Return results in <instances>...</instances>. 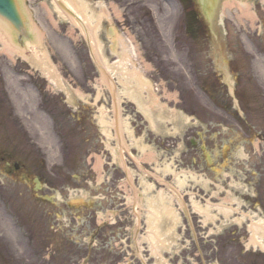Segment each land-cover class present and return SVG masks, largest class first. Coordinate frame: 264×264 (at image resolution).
Returning <instances> with one entry per match:
<instances>
[{"label": "rangeland", "instance_id": "1", "mask_svg": "<svg viewBox=\"0 0 264 264\" xmlns=\"http://www.w3.org/2000/svg\"><path fill=\"white\" fill-rule=\"evenodd\" d=\"M51 1L22 0L42 34L33 49H20L28 61H11L0 46V264H81L72 252L96 250L94 264H107L106 245L90 225L98 213L118 220L120 203L128 205L131 231L137 208L138 246L150 264H264V229L252 230L264 223L261 0H248L253 27L239 24L234 10L221 16L222 4L209 23L206 5L188 0L198 17L191 37L177 0H83L93 13L85 22L93 48L115 78L120 125L131 133L119 127L134 158L125 163L111 155L118 148L111 89L81 29L53 12ZM123 68L151 83L142 102L152 121L133 100L126 78L134 80ZM10 158L25 162L31 177L43 170L42 189L7 176ZM145 232L162 243L147 241ZM121 238L110 239V251L134 253L136 244L121 245Z\"/></svg>", "mask_w": 264, "mask_h": 264}, {"label": "bare ground", "instance_id": "2", "mask_svg": "<svg viewBox=\"0 0 264 264\" xmlns=\"http://www.w3.org/2000/svg\"><path fill=\"white\" fill-rule=\"evenodd\" d=\"M51 2H52V8L54 10L53 12H56L57 15L60 18H64V19L68 20L71 24H73L75 26L76 25L80 26V27L84 28V30H86V31L88 30L87 29L88 28L87 23H85V22L87 20V17L90 18V17L93 16V13L90 12L91 10H90L89 5L87 3H84L83 0H52ZM261 2L264 4V0H261ZM63 6H65V8H67L69 11H71L76 16H78L77 17L78 21L75 20L77 22V24L75 23L74 18H72L70 16V14L68 13L69 11L63 9ZM44 9H45L46 14L49 17H51V10L49 8H47V6H45V5H44ZM231 10H234V13H235L234 18L237 20V22L239 24L244 23V21H248V23L252 27L254 26V22L256 20V16L251 11V4H249L248 0H224V2L222 3L221 16H224L225 14L229 13ZM206 16L210 20V22L213 21V18H214V13L213 12L209 11V15L206 13ZM28 28L30 29V33H32V35H33L34 44L41 43V41H40L41 37H40V34H39L38 30L35 27H33L31 23H29ZM7 31H8V25H6L5 23L0 21V43H1L0 46L2 47L1 51L6 53V55L10 59H14V57H16V56H20L21 58L26 59L27 58L26 56H24L19 50L15 49L13 44L9 43L10 42V40H9L10 37L8 36V34L11 36L12 32H7ZM112 34H114L113 28H112ZM8 40H9V42H8ZM31 46L32 45L30 44L29 48L33 49ZM122 52H123L122 55L126 54L125 53L126 52L125 49H123ZM43 57H44L43 58L44 60L47 59L45 53H44ZM36 58L37 59H41V58H38V56H36ZM118 65L120 67H123L124 60L123 59L120 60L118 62ZM105 68L108 69V70L110 69L106 65H105ZM124 70L126 71L127 69L123 68V72L122 73L124 75H126V76H130L131 77L130 79L134 80L133 81L134 82L133 83V85H134L133 87L135 89V92H137V94H135V96H137V98L142 99L144 91L147 92V93L151 92L152 86H151L150 82H148L145 78H143L138 73L128 74V72L127 71L125 72ZM127 82L130 83L129 78L128 79L126 78V83ZM103 83L106 84L104 81H103ZM152 96H153V99L155 98V100H157V98L154 95H152ZM144 102L146 103V101H144ZM144 102H142V103H144ZM136 104L139 107V109L144 113V115L146 117H148L150 119V121H152V119L149 117V116H151L150 112L147 113V109L144 108L143 106H141V104L139 102L136 101ZM103 113L104 112L101 111V114H103ZM99 120H100V123L102 125H104V126L108 125V123L105 121V119L103 117H101ZM113 124H114V127H115L114 131L117 134V138H118V140H117L118 141L117 142L118 148H115V149L114 148H110L109 143H107V147L111 149V155H113V157L115 159H116L117 155L119 154L122 162L125 163V159H126L125 155L128 156L129 158H133V157L131 156V153L128 152L127 147H125L126 145L124 146V142L122 140L123 138H122V135L120 134V128L122 127V129L125 130L128 135H130L131 133H130V130L127 128V126H128L127 124L123 123L122 125H120L119 114H118V110H116V109H115V114H114V117H113ZM122 129H121V133L123 134V130ZM127 130H129V131H127ZM103 132H104L105 136H107L108 139L111 137V135L109 134V132H108V130L106 128H103ZM140 150L142 152H144L145 147L140 148ZM127 182H128V184L130 186H132V184H131V182L129 180V177L127 178ZM137 196H140V195L134 192L133 193V199H132L134 205H136V203L139 204V202L136 200ZM134 201L136 203H134ZM164 213L165 214H169L170 213L169 209H165ZM202 213L205 216H207L206 215L207 211L204 210V212H202ZM134 214L137 217V219H139V215L137 214L135 209H134ZM253 226L254 227L252 228V230L254 231V233H256L258 230L260 231V230L264 229V223L254 224ZM145 236H146L145 238L147 239V241L150 240L151 243L157 242V241H155V240H157V238L152 237V232H150V233L148 232ZM251 240H252L253 244L258 245L259 247H262V245L260 244V241H256L255 238H253ZM158 243H162L161 240H159L157 242V244ZM153 250H161V246L160 245L153 246ZM154 252H156V251H154Z\"/></svg>", "mask_w": 264, "mask_h": 264}, {"label": "flooded vegetation", "instance_id": "3", "mask_svg": "<svg viewBox=\"0 0 264 264\" xmlns=\"http://www.w3.org/2000/svg\"><path fill=\"white\" fill-rule=\"evenodd\" d=\"M20 170H21V166H19L17 169L12 168L11 175L19 174ZM22 175L23 174L20 175V178ZM119 212H120L119 213L120 218L118 220L115 219L113 222H104L103 224L97 220L96 216H93L91 225H90V220L88 221L89 225L93 227L92 229L90 228L92 231H94L92 235L96 237L97 239L101 238L104 244L107 243L109 239L116 238L117 235H120L124 239L127 240L129 238L128 234L130 233V229L128 228L127 219L125 217V214H126L125 203H120ZM122 216H124V218ZM97 252L98 251H84V252L75 251V252H72V254L75 257V259L86 257L87 262L89 261L88 264H94L93 258H96L97 256H99L97 255ZM129 255L133 256V254H129L127 251H123V250L114 252L112 254L107 253V252L105 253V257L107 258L106 259L107 264H118V260L125 259L126 256H129ZM110 258H111V261H109Z\"/></svg>", "mask_w": 264, "mask_h": 264}, {"label": "water", "instance_id": "4", "mask_svg": "<svg viewBox=\"0 0 264 264\" xmlns=\"http://www.w3.org/2000/svg\"><path fill=\"white\" fill-rule=\"evenodd\" d=\"M207 1L208 4L206 5V9L217 14L223 0ZM0 19L7 23L16 33L24 34L26 19L22 13L18 0H0ZM28 31L30 33L29 28ZM7 32H11L9 27ZM22 49H26V46Z\"/></svg>", "mask_w": 264, "mask_h": 264}, {"label": "trees", "instance_id": "5", "mask_svg": "<svg viewBox=\"0 0 264 264\" xmlns=\"http://www.w3.org/2000/svg\"><path fill=\"white\" fill-rule=\"evenodd\" d=\"M187 17V16H186Z\"/></svg>", "mask_w": 264, "mask_h": 264}]
</instances>
